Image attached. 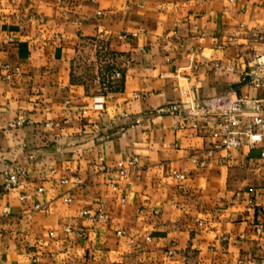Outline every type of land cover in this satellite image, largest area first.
<instances>
[{
    "label": "crops",
    "instance_id": "0c3cea01",
    "mask_svg": "<svg viewBox=\"0 0 264 264\" xmlns=\"http://www.w3.org/2000/svg\"><path fill=\"white\" fill-rule=\"evenodd\" d=\"M211 57L236 71L214 72ZM124 60L121 79L106 82ZM5 63L19 72L6 78ZM256 65L264 67V0H0V264L264 260L260 148L227 157L216 116L157 111L257 97L243 80ZM18 114L30 122L9 128ZM127 154L140 163L121 180L116 164ZM5 172L20 185L4 190ZM100 203L103 220L78 215Z\"/></svg>",
    "mask_w": 264,
    "mask_h": 264
},
{
    "label": "built area",
    "instance_id": "2783aa9c",
    "mask_svg": "<svg viewBox=\"0 0 264 264\" xmlns=\"http://www.w3.org/2000/svg\"><path fill=\"white\" fill-rule=\"evenodd\" d=\"M100 11H97V15H100ZM143 32V29L137 31L129 32L123 30L117 37L122 39L125 37H135L139 33ZM10 39V37H8ZM98 49H100L103 54L107 52L105 47H102L100 44H95ZM116 58L117 56L114 55ZM204 58L201 56L200 61H203ZM212 70L218 72L223 69L225 72H234L236 71L235 65L232 61L227 63H222L218 60H215L211 57ZM129 61L124 60L122 64L113 65V67L104 71V78L106 82H116L121 79V70L128 66ZM8 71L6 78H10L13 73H18L19 68L16 67L13 70H10V66L5 63L2 66ZM243 80L248 81L250 85L255 89H260L261 94L257 97H250L244 94H236L225 96L223 98H212L207 101H203L197 106H192L186 108L180 103H172L157 111L160 113H167L176 115L179 118H184L186 113L201 115L205 118L209 116H216L217 127L220 134V143L218 147L225 150L226 156L229 157L232 151L242 145H247L250 148L259 147L260 155L264 157V67L261 66H250L248 70L243 72ZM137 94H134V97H137ZM95 109H102L101 103H96L93 105ZM30 120L26 119L23 115H16L9 123V128H18L29 123ZM193 162L198 163L200 166L205 165L204 161H198L196 158H191ZM140 158L135 154H127L116 164V171L119 174L121 180H127L129 175L139 167ZM104 170H109L106 166L102 167ZM173 177L178 180H183L185 175L181 172L173 170ZM2 185L4 190L9 191L20 185V178L18 174L4 173L2 179ZM82 189L85 188L82 182L78 184ZM110 187L112 190H118L119 184L117 182H111ZM123 194L128 192V186L124 185L122 187ZM24 199L25 196L20 197ZM65 203L71 202V197L66 195L63 197ZM122 203L125 202V196L123 195L120 200ZM34 210H43L48 212V207L43 206L39 203L34 204ZM104 204L100 203L96 210L91 208H83L78 211V215L85 219L87 222L94 224L104 219ZM264 211V206L262 207ZM141 210H138L140 212ZM2 214L5 216L8 214V208H2ZM201 224L200 222H198ZM73 230L70 226L64 227L65 233H71ZM83 230H77L75 234L77 236L83 235ZM122 230L117 231V234H123ZM50 236H54V233L51 232ZM149 239V238H147ZM257 264H264L263 259H254Z\"/></svg>",
    "mask_w": 264,
    "mask_h": 264
}]
</instances>
